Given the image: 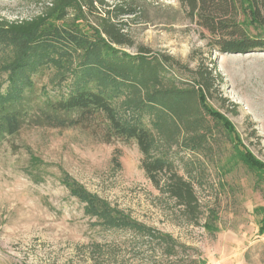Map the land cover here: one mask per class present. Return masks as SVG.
I'll list each match as a JSON object with an SVG mask.
<instances>
[{
	"label": "rangeland",
	"instance_id": "374dc122",
	"mask_svg": "<svg viewBox=\"0 0 264 264\" xmlns=\"http://www.w3.org/2000/svg\"><path fill=\"white\" fill-rule=\"evenodd\" d=\"M106 1L111 8L122 0ZM49 2L0 0V20H30ZM135 3L134 14L121 16V31L129 44L116 47L130 54L146 48L143 53L148 57L170 54L191 67L199 58H208L207 32L202 37L177 0ZM104 9L97 8L80 23L96 26ZM21 34L9 27L0 30V67L15 58L19 44L12 40H22ZM211 58L222 77V95L238 104L237 115L221 110L243 143L264 160V52L212 50ZM56 68L53 64L32 76L31 96H40L41 90L58 95L71 85L72 75L54 80ZM173 73L174 67L169 69V75ZM6 85V73L0 68V95ZM142 121L150 125L148 114ZM96 132L87 125L26 122L0 143V264H264L262 214L255 211L264 205V193L245 166L230 162V144L216 129L212 153L179 147L168 152L178 173L193 185L199 203L196 221L147 178L135 141H105ZM65 174L133 219L170 233L184 249L167 256L129 230L96 223L62 183ZM209 222L212 230L205 227Z\"/></svg>",
	"mask_w": 264,
	"mask_h": 264
},
{
	"label": "trees",
	"instance_id": "16d2710c",
	"mask_svg": "<svg viewBox=\"0 0 264 264\" xmlns=\"http://www.w3.org/2000/svg\"><path fill=\"white\" fill-rule=\"evenodd\" d=\"M177 2L201 29L202 37L207 32L208 58H199L194 67L170 54L148 57L143 53L146 48L130 54L116 47L129 44L121 31V16L135 13V0H122L111 8L106 0H50L30 20H0V30L9 27L23 35L22 40H12L19 44L15 58L0 67L7 81L0 95V143L17 134L26 122L52 127L87 125L105 141L133 140L142 154L141 166L147 178L196 221L199 203L193 185L178 173L168 152L179 147L212 153L216 129L230 144V162L245 166L254 175L255 187L264 193V160L243 143L234 123L221 110L237 115L238 104L222 95V77L211 58L212 50L264 52V0ZM100 7L106 9L96 26L80 23ZM53 64L58 68L54 80L64 81L72 75L71 85L58 95L41 90L40 96H31L35 93L32 76ZM173 67L176 73V69L184 72L171 76L169 69ZM145 113L149 126L142 121ZM61 181L96 223L129 230L167 256L184 249L170 233L133 219L68 175ZM255 211L262 214L259 232L263 233L264 205ZM205 227L215 228L210 222Z\"/></svg>",
	"mask_w": 264,
	"mask_h": 264
}]
</instances>
